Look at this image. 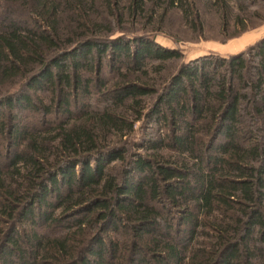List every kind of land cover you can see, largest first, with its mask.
<instances>
[{
  "label": "trees",
  "instance_id": "1",
  "mask_svg": "<svg viewBox=\"0 0 264 264\" xmlns=\"http://www.w3.org/2000/svg\"><path fill=\"white\" fill-rule=\"evenodd\" d=\"M255 3L0 0V264H264V36L168 76L154 38Z\"/></svg>",
  "mask_w": 264,
  "mask_h": 264
},
{
  "label": "rangeland",
  "instance_id": "2",
  "mask_svg": "<svg viewBox=\"0 0 264 264\" xmlns=\"http://www.w3.org/2000/svg\"><path fill=\"white\" fill-rule=\"evenodd\" d=\"M259 14L264 18V0H257V3L253 5L250 9ZM201 21H202V31L196 32L189 29L182 21L180 12L176 9L173 10L167 17L166 21L162 24L158 31L154 34V38L157 42L164 46L176 47L181 50L182 57L176 60H169L166 62L165 76L174 74L179 65L182 62H186L196 56L214 52L222 56H229L232 53L246 49L250 44L255 42L261 36H264V22H260V19L254 16L252 13L247 16V23L249 29L242 35L231 38L237 30L234 23L231 21L229 25L222 31L218 16L212 11H200ZM119 33H115L118 35ZM107 59V58H106ZM92 83H98L99 77L104 79L113 80L115 73L113 68H111L107 60H105L104 71L99 76V72H90L88 75ZM40 96L44 98V101L49 96L48 91L45 93H40ZM148 104L152 103L154 96L146 97L145 99ZM29 117L33 118L32 114H27ZM149 127H145L140 122L135 125V131L132 138L127 142V148L129 151H134L137 142L146 137L154 138L157 136L158 125L149 124ZM159 132L161 135L167 132L164 126L159 127ZM118 167V165L116 164ZM107 236H114V234L107 233Z\"/></svg>",
  "mask_w": 264,
  "mask_h": 264
}]
</instances>
